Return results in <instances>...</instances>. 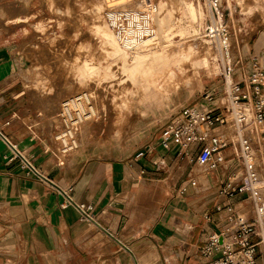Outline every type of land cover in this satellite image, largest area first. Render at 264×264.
Segmentation results:
<instances>
[{
    "label": "rangeland",
    "instance_id": "rangeland-1",
    "mask_svg": "<svg viewBox=\"0 0 264 264\" xmlns=\"http://www.w3.org/2000/svg\"><path fill=\"white\" fill-rule=\"evenodd\" d=\"M220 1L231 34L228 65L238 80L250 69L252 57L264 65V0ZM139 2L0 0V51L10 62L11 80H18L25 92L21 99L30 98L27 104L33 106L34 115L22 120L15 115L13 123L0 126L1 131L10 135L20 122L14 138L34 135V142L44 151L51 149L47 156L52 166L62 156L60 149L72 141L74 148L64 150L68 151L63 154L64 169L75 162L98 159H138L141 164L153 160L159 167L152 174L138 176L139 185L132 191L135 196L123 199L119 207V229L126 230L122 235L129 234L125 239L131 247L144 238L156 239L153 229L179 198L175 196L187 173L197 169L186 160L179 166L172 152L161 148L166 126L181 109L200 103L204 92L221 84L224 67L214 46L204 38L205 7L197 0H153L162 13L159 45L146 44L132 54L122 51L104 16L110 9L142 12ZM16 19L20 21L6 23ZM150 25L158 29L157 20ZM20 60L24 67L17 66ZM36 79L45 81V87L36 86ZM79 95L92 97L94 113L66 126L60 115L62 103ZM67 129L73 134L70 140L61 136ZM161 154L172 160L161 159ZM201 191L207 192L205 188ZM170 229L164 228L167 237L173 235ZM134 251L130 264H135ZM199 252L184 255L182 263L201 261Z\"/></svg>",
    "mask_w": 264,
    "mask_h": 264
},
{
    "label": "crops",
    "instance_id": "crops-1",
    "mask_svg": "<svg viewBox=\"0 0 264 264\" xmlns=\"http://www.w3.org/2000/svg\"><path fill=\"white\" fill-rule=\"evenodd\" d=\"M4 56L0 51L2 128L13 123L15 115L20 120L34 117L30 111L33 106L27 104L30 98L21 99L25 92L18 87V80H11V65ZM12 68L16 71L15 65ZM36 81V86L45 87V81ZM17 125L10 135L0 127V264H130L131 250H135V264H183L184 255L203 248L210 234L228 225L222 205L232 206L246 218L252 214L248 200L238 196L226 201L217 196L226 177L241 175L236 162L210 174L195 165L197 169L188 172L178 188L175 197L179 198L153 229L156 239L144 238L131 247L125 239L129 234L122 235L126 230L119 229V207L123 199L135 196L132 191L139 185L138 176L159 169L156 162L98 159L75 162L64 169L62 155L57 166H52L47 156L51 149L45 152L34 142V135L23 140L14 138ZM165 152H172L179 166L186 163L175 156V148ZM160 158L172 160L165 154ZM189 179H196L197 187L181 193L182 184ZM203 188L207 192H202ZM80 205L92 208L89 219L82 217L77 208ZM217 207L222 209L217 211ZM169 226L173 235L167 237L164 228ZM147 241L154 243L153 247ZM199 258L201 261L188 264H200L201 255Z\"/></svg>",
    "mask_w": 264,
    "mask_h": 264
},
{
    "label": "built area",
    "instance_id": "built-area-1",
    "mask_svg": "<svg viewBox=\"0 0 264 264\" xmlns=\"http://www.w3.org/2000/svg\"><path fill=\"white\" fill-rule=\"evenodd\" d=\"M197 1L205 7L204 38L214 46L218 60L224 64L221 84L204 92L200 103L178 112L166 126L160 146L165 151L175 148L177 158L194 163L209 174L231 162L241 169L239 177L230 175L224 179L217 196L226 201L238 196L248 200L252 214L246 218L232 206L222 205L229 223L209 235L200 249V264H264V65L252 57L250 69L240 79H234L228 65L231 34L224 22L221 1ZM138 7L142 12L113 11L117 15V30L123 32L132 13L143 16L157 11L153 0H140ZM70 130L64 131L69 140ZM67 146L62 151L74 148L72 141ZM196 187V179H189L182 185L181 193ZM77 208L85 220L90 218L91 207ZM222 208L217 207V211Z\"/></svg>",
    "mask_w": 264,
    "mask_h": 264
},
{
    "label": "bare ground",
    "instance_id": "bare-ground-1",
    "mask_svg": "<svg viewBox=\"0 0 264 264\" xmlns=\"http://www.w3.org/2000/svg\"><path fill=\"white\" fill-rule=\"evenodd\" d=\"M122 10L126 11L124 9ZM113 11L114 9L112 10L110 9L106 12L104 16V21L106 23L108 30L111 32V35L113 36L115 43L118 45V47L122 51H124L125 53L132 54L134 53V51H136L139 48H142L146 44H152V46L159 45L158 44L159 43L158 32L161 29V23L159 22L160 21L159 18L162 15L161 11L159 12L156 11V13H158L156 16L150 13L143 15V16H139L134 13L128 15L129 18L127 19V25L124 28L123 32H121L119 28L117 30V27H118L117 22H116L117 15ZM156 20H157V26H158L157 30H155L150 25L151 22L153 23ZM168 41L171 42V38H169ZM141 60H142V57H141ZM19 65L20 67L21 66L24 67V62L20 60L17 66ZM15 68L17 67L15 66ZM82 101H84V106L89 108L90 110L89 114L85 113V111L83 110ZM91 102H92V97H88L87 95H79V96H76L74 99H71V100H68L67 102L62 103L63 109L60 115L64 117L63 120L65 122V125L66 126L67 124L76 125V123L80 122L81 120L89 118L94 113L93 107L90 106ZM74 119H76L77 121H75ZM70 133L71 131H69V135ZM61 136L66 137V134L64 133V135H61ZM70 137L72 138L71 135ZM55 138L58 141L59 139H62L61 137L60 138L55 137ZM60 151L62 152V155L67 153V151H64V150L62 151V149H60Z\"/></svg>",
    "mask_w": 264,
    "mask_h": 264
}]
</instances>
